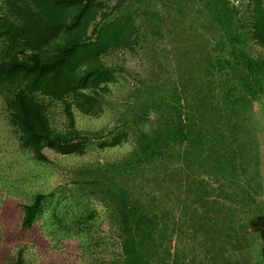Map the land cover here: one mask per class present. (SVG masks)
I'll use <instances>...</instances> for the list:
<instances>
[{"label":"trees","instance_id":"obj_1","mask_svg":"<svg viewBox=\"0 0 264 264\" xmlns=\"http://www.w3.org/2000/svg\"><path fill=\"white\" fill-rule=\"evenodd\" d=\"M161 41L175 80L148 84L107 134L80 129L117 81L108 57L143 51L157 66ZM0 100L13 144L39 163L134 140L73 181L107 200L113 245L94 213L71 218L38 192L13 217L3 206L0 264H28L35 237L95 243L94 264H264V0H0Z\"/></svg>","mask_w":264,"mask_h":264},{"label":"rangeland","instance_id":"obj_2","mask_svg":"<svg viewBox=\"0 0 264 264\" xmlns=\"http://www.w3.org/2000/svg\"><path fill=\"white\" fill-rule=\"evenodd\" d=\"M156 47L157 52L151 51L150 54L157 56V66L149 62L143 51L137 54L124 51L108 57L109 64L116 69L117 81L111 85V91L100 115L91 117L78 113L77 123L80 129L90 134L99 131L101 134H107L120 126L124 119H131V105L134 104L137 94H140L148 84H169L175 80L177 65L173 55L170 56L168 50H164L170 48V43L157 42ZM2 114L3 111L0 109V214L4 206L9 216L13 217L19 203L29 202L38 192L53 195L49 202L51 207H59L65 202L70 203L68 210L71 218L75 215L89 217L94 213L91 221L100 228L102 242L107 246L113 245L115 230L109 226L111 221L107 215V200L100 195L78 190L73 181L79 168L91 165H101L104 168L123 161L131 154L134 146L131 136L128 142L115 148H101L99 140L95 139L83 155L62 156L51 152L53 163L43 164L32 160L26 151L18 149L13 144L14 137L7 130ZM150 114L153 117L154 112L151 111ZM262 122L264 127V118ZM262 140L264 145L263 137ZM57 201L61 204L57 205ZM34 239L38 244L34 243V246L25 249L28 264H94V256L101 250L95 243L90 246L86 243L79 248L75 240L65 239L59 243L57 250H50L53 249L52 245L57 244L56 241L51 245H45L40 244L37 237ZM61 250L65 251V257L53 254Z\"/></svg>","mask_w":264,"mask_h":264}]
</instances>
